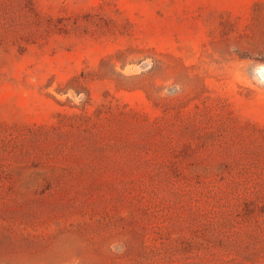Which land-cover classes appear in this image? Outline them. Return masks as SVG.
<instances>
[{"label":"rangeland","instance_id":"obj_1","mask_svg":"<svg viewBox=\"0 0 264 264\" xmlns=\"http://www.w3.org/2000/svg\"><path fill=\"white\" fill-rule=\"evenodd\" d=\"M264 0H0V264H264Z\"/></svg>","mask_w":264,"mask_h":264},{"label":"bare ground","instance_id":"obj_2","mask_svg":"<svg viewBox=\"0 0 264 264\" xmlns=\"http://www.w3.org/2000/svg\"><path fill=\"white\" fill-rule=\"evenodd\" d=\"M263 70H264V67H263Z\"/></svg>","mask_w":264,"mask_h":264}]
</instances>
